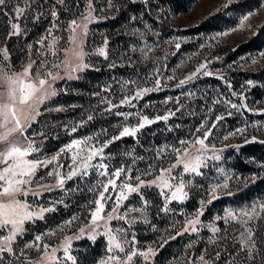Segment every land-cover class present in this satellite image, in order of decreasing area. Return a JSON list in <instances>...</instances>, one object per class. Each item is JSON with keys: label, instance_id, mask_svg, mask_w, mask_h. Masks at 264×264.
<instances>
[{"label": "snow or ice", "instance_id": "obj_1", "mask_svg": "<svg viewBox=\"0 0 264 264\" xmlns=\"http://www.w3.org/2000/svg\"><path fill=\"white\" fill-rule=\"evenodd\" d=\"M46 2L0 0V14L10 17L11 30L5 39L26 36L27 27H21L20 18L23 16L26 23L31 14L33 22H39L46 15L43 10ZM142 2L149 4V0ZM76 7H80L78 2ZM112 7L113 0H107V8ZM220 9L225 12L239 10L234 0H222ZM61 10L71 11L65 0H53L47 10L51 18L50 26L35 42V51L32 43L27 45L25 59L19 67L13 63L7 45H0V264H78L73 254V240L86 237L95 242L98 236L107 238V255L98 264H155V257L169 241L185 234H194L195 238L187 244V248L191 249L201 239L200 233L205 228L210 233L207 244L212 246L211 250L204 246L195 254L186 253L174 264H264V201L240 209H228L223 216H216L215 220L223 221L224 227H217L214 223L205 225L201 220L205 208L219 200L221 192L234 195L229 190L232 174L218 164L222 160L223 149H217L209 139L213 136V130L225 119V115H233L231 109L241 114L248 111L264 116V109L249 107L244 102L245 93H231L232 96H238L239 103L225 97L214 100L213 104L226 107L225 113L213 118V109L209 108L202 121L186 138H177L172 144L156 146L151 150V159L136 154L133 148L122 153L123 159L113 164L116 155L109 151L113 144L126 137L139 143L140 134L145 128L158 122L167 125L176 113L183 115L186 109L180 104L179 97L175 99V108L167 109L163 115H146L137 109V104L146 95L165 90L169 81L176 80V88L186 89L189 83L195 82L200 76H212L213 72L208 70L211 61L205 59L189 74L177 79L175 75H164L167 66H159L161 58H156L154 64L157 66L150 76L145 77L144 83L129 80L121 84L118 101L114 99L111 86L101 90L105 95L101 92L94 94L100 97L99 104L104 105L103 112L122 118L121 123L116 125V133L109 136L108 130L103 129L96 134L72 138L51 155L44 152L49 137L47 130L41 127L44 124L41 117L45 113L65 111L61 106H51L53 99L60 92L66 91L57 87V82L79 80L80 73L86 70L99 71L89 62L90 56L108 59L107 37L101 46L86 50L88 26L98 19L94 15L97 9L93 0H84L83 10L73 14V18L63 27L60 22ZM251 15L254 13L243 16L240 28H244L245 21ZM143 27L151 31L147 24ZM248 30L252 31L251 26ZM54 31L67 35H57ZM136 32L144 36L139 28ZM222 35H228V32ZM62 40L65 42L63 47L60 46ZM174 47L179 50L181 44L176 42ZM131 50L135 52L137 49ZM151 50V46L145 44L139 49V58L147 59ZM259 55L264 58V52ZM163 58H167V53ZM250 63L256 64L257 60L252 59ZM115 66L114 62H110L109 67ZM247 85L255 86L252 80H248ZM227 86L231 88L230 83ZM181 95L192 97L193 93L184 91ZM172 100V97H167L165 103ZM122 108L135 111L118 110ZM132 117L136 123H127ZM93 119L94 114L90 112L79 122L63 125L62 130L72 136ZM48 127L53 128L55 125ZM179 127V124H175L167 130L173 131V128ZM246 130L238 128L230 135H243ZM228 138L224 137L225 140ZM253 142L264 144V139H258L255 135L245 137V143ZM141 161L144 167H136ZM209 168H215L223 179L205 189V196L199 200L194 212L185 214L181 209L183 219L174 220L164 230L166 234H162L158 242H155V246L137 247L135 224L138 221L150 223L147 213L151 205L142 189H155L162 198L163 204L158 212L166 215L175 213L177 209L170 205L174 202L185 205L196 186L197 178H205V170ZM251 180L255 183L256 177H251ZM80 191L92 194V198L84 205L86 213L83 220H80L78 214L73 215L58 226L56 231L25 239L30 231L29 224L44 220L47 213L56 210V205L67 207L64 204L65 197ZM52 192L62 195L58 199L41 203V198ZM133 194L140 201L139 207L130 201ZM113 221L123 223L113 227ZM152 230L157 231L155 225H152ZM57 232L60 233L59 243L47 242L46 237L57 236Z\"/></svg>", "mask_w": 264, "mask_h": 264}, {"label": "rangeland", "instance_id": "obj_2", "mask_svg": "<svg viewBox=\"0 0 264 264\" xmlns=\"http://www.w3.org/2000/svg\"><path fill=\"white\" fill-rule=\"evenodd\" d=\"M13 2H15V0H13ZM37 2L41 3L43 0H37ZM65 2L68 5L71 4V0H65ZM77 2L79 3V8L76 7ZM119 2L121 3V0H113L114 7L107 8V0H93V4L97 9V12L94 13V15H97L98 19L88 26L89 32L86 41V50H94L101 46L105 37L108 38V43L110 42L111 39L106 33H98L95 31V35L93 34L92 36L91 27L114 19L120 12V6H117ZM52 3L53 0H47V2L44 3L43 10L46 15L42 17L39 22H33L31 14H29L26 23L24 22L23 16L20 18L19 22L21 23V27H27V35L24 37H12L16 38L13 46L15 50V55L13 57L15 58V62L12 61L17 67H19L20 63L25 59L27 45L32 43L33 51H35L37 47L35 42L50 26L51 18L47 15V10ZM129 3L134 5L139 4L140 8L145 7L147 13L146 15L140 13L139 15L132 16L128 23L121 25L119 28V34L122 41L126 44V49L124 50L125 57H113L105 64V69L107 70L105 74L110 76V79L105 82H110V85L114 87V89L111 90L116 101H118L121 96V84L124 81L129 80H136L140 83H144L145 77L150 76L154 67L157 66L154 64V60L158 57L161 58L159 66H167V70L164 71L163 74L166 76L175 75L177 79L183 78L199 63L207 59L211 61L208 65V70L213 72L212 76H200L195 82L189 83L186 86V89L176 88V80L169 81L165 90L150 93L140 100L137 104V109L149 116L163 115L167 109L175 108V99L177 97H179L181 104L183 99L195 98L194 96L198 94L199 98H202L207 104L209 103L208 109H213L211 115L214 118L215 115L226 112V107L223 104H213L214 100L225 97L231 99L233 102H240L238 96L231 95L232 92L238 94L241 92L245 93L246 100L244 102L248 104L249 107L264 109V58L259 55L260 52H264V0H234V4L239 10L227 12L220 9L222 0H149L148 5H145L142 0H135V2L129 0ZM157 5H159V7H157ZM35 6L36 5L34 4L33 7ZM83 8L84 0H74V7L70 14L61 10V26L63 27L70 18H73V14H78ZM249 13H254V15H251L250 18L245 21L244 28H240V20L244 15ZM9 20L10 17L0 14V45H5L7 40L2 39V29H4L5 26H8V33L11 30ZM145 24L150 27L151 31L143 27ZM249 26H251L252 31L248 30ZM137 28L144 32L143 37L136 32ZM194 28L198 30L197 33H193L192 30ZM232 29H236V31H232ZM224 32H228V35H222ZM54 34L67 35V33H55V31ZM28 37H30L29 40L27 39ZM89 40L93 43L94 47H89ZM176 42L181 44L179 50H176L174 47ZM64 43L63 40L60 41V46L63 47ZM145 44L151 46L152 50L148 53L147 59H140L139 57L141 53L139 49L144 47ZM132 48H136L137 50L134 52L131 50ZM165 53H167L166 59L163 58ZM97 58L100 59L97 60ZM252 59H256L257 63L251 64L250 61ZM88 60L94 67V64H100V62H103L105 59L99 56H90L88 57ZM129 61H131V63ZM110 62H114L116 66L109 67ZM84 73L85 72L80 73V77H82ZM218 77H224V79H219ZM248 80H252L255 86L249 87L247 85ZM76 81L78 80L58 81L57 87H62L66 90L60 92V94H63V96L68 94L70 84ZM228 83L231 84V88H228ZM147 86H150V84ZM104 87L105 86H103V88ZM184 91H191L193 96L187 97L181 95ZM60 94H58V96H60ZM101 94L105 95L102 92ZM57 97L53 99L51 106H61L65 111L45 113V115L41 117V119L44 120V124L41 125V127L47 130L49 138L50 134H52L54 140H63L58 149L69 142L72 138L96 134L101 132L103 127L108 130L109 136L118 131L116 125L121 123L122 118L103 112L104 105L99 104V96L93 95L96 100L92 101V106L82 113H73L69 111V107L71 106H64L61 103H56ZM167 97H172L173 100L165 103ZM118 110L135 111L134 109L129 108ZM231 111L233 112V115H225V119L217 124L216 128L213 130V136L209 139L217 149H223L221 154L222 160L218 162V164L233 176L232 181H230L229 190L233 192L234 195L229 196L226 192H221V198L229 197L234 199L233 197L236 194L253 184L251 177L255 176L256 180L258 179V176L256 175L257 172H255L254 169H251V172H242L236 167L235 157L241 156L242 158L248 157L254 161L258 160L259 156L248 155L247 151H242V147H246L249 144H256L258 147L264 149V144L257 142L245 143V137L251 138L253 135L257 136L258 139H264V116H261L258 112L243 111V114H241L236 112L235 109H231ZM90 112L94 114V119L84 126L86 128H80L78 132L74 133L72 136H68L62 130L63 125L69 124V122H79L86 118ZM207 113L208 110L206 111V114ZM206 114L203 115V118ZM170 119L176 122H180L181 120L176 115ZM127 123L134 124L136 123V120L132 117L128 119ZM49 125H55V127L49 128ZM90 125L100 129L92 131L90 130V128H92ZM169 126H171L170 120L167 125L161 127V129L167 134ZM238 128H246L247 130L243 135L237 134L236 136H231L230 133ZM60 136L64 138H60ZM225 136H228L229 138L225 140ZM37 139L39 140L40 138L38 137ZM124 139L120 140V146L123 148L127 145L123 143ZM155 145L160 146L157 144ZM234 145H240V147H233ZM111 149L112 147L109 151H111ZM57 150L46 153L51 155ZM246 154L248 156H245ZM258 161V166L264 167L263 163L260 162V160ZM113 164H115L114 161ZM205 171L207 172V176L203 179L197 178L195 182L196 186L191 191L190 199L185 205H180L175 202L173 205H170V207H175L177 209L175 213L166 215L158 212V209L162 207L163 204L162 198L157 194L155 189H142L145 193V198L149 200L151 205L147 213L150 223L138 221L135 224L134 231L138 241L137 247L147 248L149 245L155 246V242H158V239L162 234H166L164 230L168 229L174 220L183 219L180 215L181 209H183L185 214L193 213L199 200L205 196V189H207L213 182L223 179L215 168H209ZM262 173H264V171ZM61 195L62 193L59 192H52L50 194L46 193L45 196L41 198V203H47L50 199H58ZM73 197V194L65 197L64 204H66L67 207L63 204L56 205V210L54 212L58 210V206L62 207L63 211L52 219L49 227L36 234L56 231L58 226L62 225L73 215H77L71 210L72 206H70L69 202L73 200ZM130 201L135 206H140V201L135 194L130 198ZM216 201L205 208L204 216L201 217V220L205 225L214 223L217 227H224L223 221L215 220L216 216H223L228 209H240L249 206L251 203L264 201V195L258 194L247 201H241L238 203L234 202V204L229 203V205H226L223 208H219ZM70 211L71 214L69 215ZM54 212L47 213L45 217ZM85 213L86 209L84 207V215ZM84 215H79L80 220L84 219ZM156 222L160 224V229L154 233L149 232L148 229L152 228V225H155L157 228ZM77 223H79V221H77ZM122 223L123 222L113 221L112 225L115 227ZM68 234L71 233L69 232ZM59 235L60 233L57 232V236L46 237V240L51 244L59 243ZM209 235L210 233L208 230L206 228L203 229L200 233L201 239L195 243L194 247L191 249L187 248V244L195 238L194 234H185L184 236L178 237L175 239L178 241L177 247L163 264H174L175 261H178L186 253L195 254L204 246H208L211 250L212 246L207 244ZM99 240H102V245L98 247L96 251L97 259L92 264H98V261L107 255V238L98 236L95 242L86 237L80 240H73V254L77 257L78 264H89V260L85 259L87 251L83 242L87 241L94 244Z\"/></svg>", "mask_w": 264, "mask_h": 264}, {"label": "trees", "instance_id": "obj_3", "mask_svg": "<svg viewBox=\"0 0 264 264\" xmlns=\"http://www.w3.org/2000/svg\"><path fill=\"white\" fill-rule=\"evenodd\" d=\"M117 6H120V12L119 14L112 20H108L99 24H96L91 27L92 36L97 31L98 33H106L108 37L111 39L108 43V59L104 60L103 62H100V64H94V69H99V71L94 70H86L85 73L82 75L81 79L73 82L70 84L68 94H60V96L57 97L56 103H61L64 106H71L69 107V111L73 113H82L85 112L87 108L92 106V101L96 100L93 95L97 92H101L103 89V86H111L110 82H105L106 80L110 79V76L108 74L106 75V69L105 64L108 60L115 57H125L124 50L126 49V44L122 41V38L120 36V30L122 24L128 23L129 19H131L132 16L139 15L140 13H143L146 15V8H140L139 4H131L129 3V0H121V3ZM74 7V0H71V4L69 5V8L72 11V8ZM127 9V10H126ZM71 11H68V14H70ZM67 14V16H68ZM123 31V30H122ZM193 33H197V29L194 28ZM2 39H5V37L8 35V26H5L4 29L1 31ZM122 33V32H121ZM95 35V34H94ZM97 35V34H96ZM28 40L30 37L27 38ZM16 38H10L7 39L5 44L9 48V51L12 56V60L15 62V50H14V41ZM90 42V40H89ZM90 48L94 47L93 43L90 42ZM96 59V58H95ZM100 58H97V60ZM100 61V60H99ZM128 62V61H126ZM99 65V66H98ZM111 89H114V87L111 86ZM195 98H188L186 100H182L181 104L184 105L185 111L183 115L180 113H176V116H178L181 120L180 122H176L170 119L171 126H174L175 123L179 124V128H173V131H168L167 134L161 129V127L166 126L165 123L160 122L157 125H153L152 127L145 128L142 130V134H140L139 143H136L132 138H126L123 140V143L127 144L125 148L121 147V141L116 142L112 145L111 151L115 153L116 155V161H120L123 159L122 153L125 151H130L131 149L135 148L136 154H141L147 156L149 159H151V150L155 148V144L157 145H164V144H172L176 141L177 138H186L191 131L198 125V123L201 122V119L203 118V115L206 114V111L208 110V105L206 101L202 100V98L198 97V94L194 96ZM201 97V95H200ZM73 105H76V107H73ZM193 113V114H189ZM62 115V114H60ZM35 126V125H34ZM89 127V126H88ZM90 130L96 131L100 128L94 127L90 125ZM86 128V127H84ZM82 129V128H81ZM102 129H105L104 127ZM60 138H64L61 137ZM63 140H54L52 134H50V138L47 142H45L44 145V152H53L58 149V147L61 145ZM242 151H247L248 155L253 156H259L258 160L263 163L264 165V149L258 147L256 144H249L246 147H242ZM245 156H248V155ZM263 155V156H261ZM256 158V157H255ZM254 161L249 159L248 157L242 158L241 156L235 157V165L238 167L242 172H251V169H254L256 175L258 176V179L255 181V183L251 184L249 187L244 189L243 191L236 194L232 199L229 197H223L219 200H217V204L219 208H223L226 205H229V203L234 202H241V201H247L258 194L264 195V167H259V161ZM138 168L144 167V162L141 161L137 164ZM253 167V168H252ZM252 170V171H254ZM73 200L69 201L70 206H72L71 210L74 212V214L84 215V205L89 201L90 193L87 191H80L75 194H73ZM92 198V194L90 196V199ZM63 211V208L58 206V210L54 212L53 214L47 215L44 220L37 221L35 224H29L28 227L30 231L28 234H26L25 239H30L34 236V234L43 231L45 228L49 227L51 225L52 219L59 215L60 212ZM71 214V211L69 215ZM157 230L160 229V224L156 222ZM149 232H156L153 231L152 228L148 229ZM147 231V233H148ZM84 247L86 248L87 253L85 254V259L89 260V264H92L96 259V251L100 245H102V240L97 241L94 244H91L90 242H83ZM178 241H172L169 242L165 247L159 251L158 255L155 259V264H163V262L169 258V256L172 255V252L177 247Z\"/></svg>", "mask_w": 264, "mask_h": 264}]
</instances>
